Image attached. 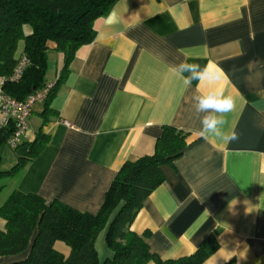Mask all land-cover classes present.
Here are the masks:
<instances>
[{
	"label": "crops",
	"instance_id": "crops-1",
	"mask_svg": "<svg viewBox=\"0 0 264 264\" xmlns=\"http://www.w3.org/2000/svg\"><path fill=\"white\" fill-rule=\"evenodd\" d=\"M62 61L49 52L46 82L57 80ZM182 61L224 75L186 88L172 71ZM213 88L235 101L225 115L224 131L238 135L230 143L200 135L191 98ZM49 107L57 113L42 127L49 141L19 175L0 177V205L17 189L95 213L120 166L150 154L171 125L188 133L187 145L161 166L163 181L130 229L147 232L150 252L162 259L189 255L213 235L218 248L202 264H264V0H115ZM43 108L34 103L21 141L33 138ZM15 162L0 158V171ZM105 231L94 242L99 263L111 256ZM55 247L68 253L62 242ZM28 250L0 256V264Z\"/></svg>",
	"mask_w": 264,
	"mask_h": 264
},
{
	"label": "trees",
	"instance_id": "trees-1",
	"mask_svg": "<svg viewBox=\"0 0 264 264\" xmlns=\"http://www.w3.org/2000/svg\"><path fill=\"white\" fill-rule=\"evenodd\" d=\"M114 1L0 0V76H9L22 55L28 59L20 78L4 83L5 93L24 100L46 83L49 52L63 55L59 76L39 114L40 126L31 140H20L14 148L16 162L0 171V177L19 175L48 143L49 134L42 127L57 114L49 107L50 98L68 74L78 50L91 42L94 21ZM11 131V126L0 130V143ZM187 135L163 125L150 154L120 166L95 213L79 211L58 200L46 203L39 195L13 189L0 205V218L5 222L0 229V256L29 248L24 259L8 264H202L218 248L213 235L189 255L162 259L150 252L144 240L147 232L137 234L130 229L144 199L163 181L161 166H171L182 154ZM104 228L111 256L99 263L94 242ZM57 242L68 247L66 255L55 247Z\"/></svg>",
	"mask_w": 264,
	"mask_h": 264
},
{
	"label": "clouds",
	"instance_id": "clouds-1",
	"mask_svg": "<svg viewBox=\"0 0 264 264\" xmlns=\"http://www.w3.org/2000/svg\"><path fill=\"white\" fill-rule=\"evenodd\" d=\"M212 64L201 66L196 63L182 61L176 65L172 71L181 76L183 85L190 88L193 82L212 83L218 81L224 72L219 67L213 70ZM192 103L197 113L200 123V135L207 138L209 135L221 139L225 143H230L238 139L235 131L225 132V115L231 112L235 107L234 98L231 95H225L223 89H211L207 93H198L192 96ZM237 204L230 205V208ZM248 211V209H246Z\"/></svg>",
	"mask_w": 264,
	"mask_h": 264
},
{
	"label": "built area",
	"instance_id": "built-area-1",
	"mask_svg": "<svg viewBox=\"0 0 264 264\" xmlns=\"http://www.w3.org/2000/svg\"><path fill=\"white\" fill-rule=\"evenodd\" d=\"M28 63L25 55H22L13 67L9 76H0V130L11 126L12 131L6 138V144L15 148L21 140V136L28 128V118L32 107L36 102H43L49 95L54 82H46L35 92L29 94L24 100H17L3 91V85L7 81H17Z\"/></svg>",
	"mask_w": 264,
	"mask_h": 264
},
{
	"label": "rangeland",
	"instance_id": "rangeland-1",
	"mask_svg": "<svg viewBox=\"0 0 264 264\" xmlns=\"http://www.w3.org/2000/svg\"><path fill=\"white\" fill-rule=\"evenodd\" d=\"M24 31L26 32V30H24ZM50 75H51V73H49V76ZM10 155L16 156L14 148H11L8 144H6V141L1 142L0 143V158H1V160L5 161L8 157H10Z\"/></svg>",
	"mask_w": 264,
	"mask_h": 264
}]
</instances>
